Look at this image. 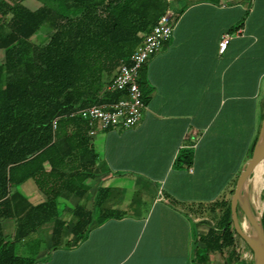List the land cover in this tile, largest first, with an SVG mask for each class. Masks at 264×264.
<instances>
[{
    "label": "crops",
    "instance_id": "obj_1",
    "mask_svg": "<svg viewBox=\"0 0 264 264\" xmlns=\"http://www.w3.org/2000/svg\"><path fill=\"white\" fill-rule=\"evenodd\" d=\"M167 6L177 17L172 37L139 72L140 121L88 136L98 174L84 181L83 196L58 199L71 205L59 209L67 216L77 204L92 208L105 189L102 208L121 215L94 222L72 245L65 233L54 249L52 224H43L33 232L46 231L45 245L22 255L34 264H196L198 242L211 225L194 212L226 198L261 126L264 0H167ZM223 34L231 38L220 52ZM183 150L191 152L189 163L179 159ZM25 183L33 201L21 193L31 203L45 199L34 180ZM64 215L70 225L74 218L69 224ZM2 229L13 237L16 220L3 219Z\"/></svg>",
    "mask_w": 264,
    "mask_h": 264
},
{
    "label": "trees",
    "instance_id": "obj_2",
    "mask_svg": "<svg viewBox=\"0 0 264 264\" xmlns=\"http://www.w3.org/2000/svg\"><path fill=\"white\" fill-rule=\"evenodd\" d=\"M166 7L167 0H51L32 10L22 0H0V264H34V258L16 253L15 243L45 223L52 224L54 249L65 233L72 245L94 222L121 215L102 208L106 190L99 189L92 208L72 209L70 225L61 216L59 197L83 196L84 181L99 170L86 121L70 114L120 97L106 90L108 83ZM44 24L45 39L37 43L32 37ZM190 156L183 150L179 159L189 163ZM29 179L45 196L37 204L17 189ZM235 182L226 198L209 203L220 206L221 214L200 241L206 253L226 250L224 264H250L235 250ZM10 218L16 220L13 237L2 229V220ZM260 222L264 230V210ZM202 250L196 264H206Z\"/></svg>",
    "mask_w": 264,
    "mask_h": 264
},
{
    "label": "built area",
    "instance_id": "obj_3",
    "mask_svg": "<svg viewBox=\"0 0 264 264\" xmlns=\"http://www.w3.org/2000/svg\"><path fill=\"white\" fill-rule=\"evenodd\" d=\"M176 17V13L167 6L164 13L127 59L121 60L106 87L109 92L120 93L117 100L91 105L70 114L71 116L77 114L86 121L88 136H94L100 130L130 128L140 121L144 100L143 92L138 84L139 72L148 58L156 54L172 37ZM230 38L229 34L221 36L218 43L220 52L226 49ZM56 125L57 120L54 119L52 127L55 128Z\"/></svg>",
    "mask_w": 264,
    "mask_h": 264
},
{
    "label": "rangeland",
    "instance_id": "obj_4",
    "mask_svg": "<svg viewBox=\"0 0 264 264\" xmlns=\"http://www.w3.org/2000/svg\"><path fill=\"white\" fill-rule=\"evenodd\" d=\"M50 2H51V0H29V2H27L26 4L30 9H33L34 6L39 7L43 3H50ZM47 30H48L47 26L45 24L42 25V27L36 32V34L33 35L32 40L37 42V43L43 42L45 39V32ZM3 61H4V51L2 49H0V63ZM159 185L160 184H157L158 187H160ZM130 186H132V185H130ZM17 188L20 192H22L26 196H28L31 201H33V198L30 195L29 185L27 183L20 185ZM244 190L247 194V197L249 199L252 210L254 211V213L258 217H260L261 213L264 210V198H263V192H264V160L262 161L261 164H259V166L255 170V172H253L249 176V178L246 180ZM67 205L71 206L68 202L61 201L59 203V209L61 210V212L66 210L65 207ZM195 205L197 206V204H195ZM204 205L205 206L202 207L203 210L200 211V213L197 212L198 210L194 213L196 216H198L199 214L202 215V213H204L203 215L207 219L209 225H212L216 222L219 215L221 214V208L218 205H216V206H211L209 204H204ZM212 208H214L213 211H212ZM98 213H99V210L96 209L95 215H98ZM238 216H239V221L242 224L246 223L247 233L254 235V229L252 228V226L249 224V222L245 218V215L241 209L238 211ZM65 217L66 218L68 217V219H69L68 223L73 218L72 214L71 215L69 214ZM24 239H25L24 242L21 240H17V242L15 243V244H17V250L16 251L20 255H31L32 252H25L28 250V246H31V249H33V248L35 249L36 245L37 246L45 245V243L47 242L46 241L47 233H46V231H44L41 228V230H37L36 232H32V233L28 234L27 236H25ZM198 243H200V248L203 249L202 253L207 256L206 264H224V260L226 259V256H227L226 250H224L222 253H220V252L206 253L204 251L203 243L202 242H198ZM235 250H236V253L238 254L240 259L245 260L246 262H248L250 264L251 263L253 264L252 251L250 250V248L248 247L246 242L239 235H235Z\"/></svg>",
    "mask_w": 264,
    "mask_h": 264
},
{
    "label": "water",
    "instance_id": "obj_5",
    "mask_svg": "<svg viewBox=\"0 0 264 264\" xmlns=\"http://www.w3.org/2000/svg\"><path fill=\"white\" fill-rule=\"evenodd\" d=\"M264 160V112L262 116L261 126L253 146L250 157L245 162L242 170L239 172L234 191L230 199V210L233 227L237 235H239L248 245L253 255V264H264V230L258 217L251 208L249 199L244 190L246 180L254 172L257 165ZM238 207L242 210L245 218L254 229V235L245 231L242 223L239 221Z\"/></svg>",
    "mask_w": 264,
    "mask_h": 264
},
{
    "label": "bare ground",
    "instance_id": "obj_6",
    "mask_svg": "<svg viewBox=\"0 0 264 264\" xmlns=\"http://www.w3.org/2000/svg\"><path fill=\"white\" fill-rule=\"evenodd\" d=\"M258 165H259V164H258ZM258 165H257V167H258ZM257 167H256V168H257ZM256 168L254 169V172H255ZM242 225H243V228H244V229H245V231H246V228H247V225H246V223H243ZM246 232H247V231H246Z\"/></svg>",
    "mask_w": 264,
    "mask_h": 264
}]
</instances>
